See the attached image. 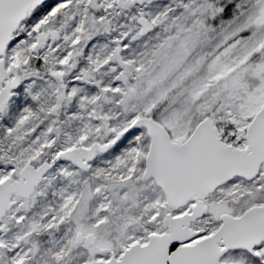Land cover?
<instances>
[{"label": "snow or ice", "instance_id": "6c2138e0", "mask_svg": "<svg viewBox=\"0 0 264 264\" xmlns=\"http://www.w3.org/2000/svg\"><path fill=\"white\" fill-rule=\"evenodd\" d=\"M0 264H264V0H0Z\"/></svg>", "mask_w": 264, "mask_h": 264}]
</instances>
